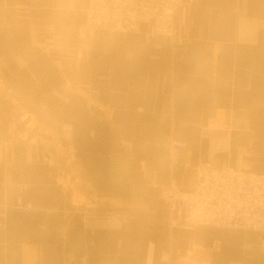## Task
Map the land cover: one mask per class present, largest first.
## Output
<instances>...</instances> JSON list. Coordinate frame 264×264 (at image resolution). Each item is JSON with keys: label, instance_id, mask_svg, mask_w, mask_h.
<instances>
[{"label": "crops", "instance_id": "1", "mask_svg": "<svg viewBox=\"0 0 264 264\" xmlns=\"http://www.w3.org/2000/svg\"><path fill=\"white\" fill-rule=\"evenodd\" d=\"M87 1L0 0V76L37 122L31 143L15 140L0 90V264H165L163 251L190 249L204 264H264L254 233L170 228L153 185L190 190L204 160L264 174V0H196L181 45L146 24L85 32ZM228 109L237 128L224 138L209 128ZM173 140L185 145L170 168ZM20 184L31 210L13 207Z\"/></svg>", "mask_w": 264, "mask_h": 264}, {"label": "built area", "instance_id": "2", "mask_svg": "<svg viewBox=\"0 0 264 264\" xmlns=\"http://www.w3.org/2000/svg\"><path fill=\"white\" fill-rule=\"evenodd\" d=\"M196 0H88L85 9L83 31L108 33L140 32L141 26H149L146 36L162 37L175 45L191 41V16ZM81 56L78 54L77 58ZM0 90L9 99V111L17 125L11 127L15 140L28 145L33 141L32 132L37 122L14 95L13 89L0 76ZM237 128L233 110H226L215 128L226 138ZM64 141L65 165L73 166L77 155L73 146V129L63 125L60 130ZM184 142L170 143L169 167L178 163L179 148ZM196 181L192 189L185 190L183 184L169 179L167 183L153 185L160 187L163 203L170 217L168 226L172 229L184 226H203L215 229L235 230L254 233L264 251V174L237 170L233 167H216L210 160L199 161L195 165ZM60 172L63 173L61 168ZM65 179H59L61 186L72 188ZM13 207L16 210H31L33 204L24 198L27 184H20ZM66 188V189H67ZM75 199V198H74ZM0 206V234L3 231ZM215 250H218L214 246ZM190 249L185 257H175L171 250L162 253L165 264H204L193 258ZM69 254L65 253V258ZM80 264H87V258L80 256Z\"/></svg>", "mask_w": 264, "mask_h": 264}, {"label": "rangeland", "instance_id": "3", "mask_svg": "<svg viewBox=\"0 0 264 264\" xmlns=\"http://www.w3.org/2000/svg\"><path fill=\"white\" fill-rule=\"evenodd\" d=\"M194 6H195V5H194ZM92 32H95V31H92ZM118 33H121V32H118ZM78 54L81 56L80 52H78L77 55H78ZM3 81L5 82L4 79H3ZM240 232H242V231H240Z\"/></svg>", "mask_w": 264, "mask_h": 264}]
</instances>
